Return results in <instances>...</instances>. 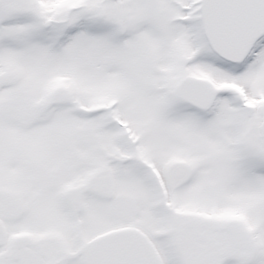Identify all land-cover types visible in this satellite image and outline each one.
Here are the masks:
<instances>
[{"label": "snow or ice", "instance_id": "snow-or-ice-1", "mask_svg": "<svg viewBox=\"0 0 264 264\" xmlns=\"http://www.w3.org/2000/svg\"><path fill=\"white\" fill-rule=\"evenodd\" d=\"M0 264H264V0H0Z\"/></svg>", "mask_w": 264, "mask_h": 264}]
</instances>
